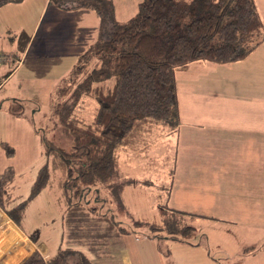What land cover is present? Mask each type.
<instances>
[{"label":"trees","instance_id":"obj_1","mask_svg":"<svg viewBox=\"0 0 264 264\" xmlns=\"http://www.w3.org/2000/svg\"><path fill=\"white\" fill-rule=\"evenodd\" d=\"M22 1L0 0V6ZM80 6L96 10L104 32L81 55L68 87L60 90L61 99L66 101L71 96L72 104L64 101L55 108L65 130L73 137V149L65 152L43 137L46 155L53 157L52 166L47 163L39 169L31 196L49 187L52 174L59 169L67 217L77 221L75 224H82L81 228L105 221L119 237L140 234L142 238L158 240L168 234L167 239L187 244L185 239L172 235L197 232L193 224L183 225L182 218L205 216L178 211L166 202L159 205L163 215L178 217L179 225L167 217L162 224L140 220L137 226L146 229L139 233L116 221L115 209L108 208L112 211L108 215L98 206L113 201L123 210L125 188L136 184L123 171L124 153L141 146L150 151L152 143L148 136L158 129V142L177 131L178 70L198 61L238 62L264 42V21L257 3L255 0H141L136 15L125 23L116 21L111 0H86ZM82 95L97 102L93 120L88 124L74 112ZM22 110V103L15 100L11 112L20 115ZM1 146L8 155L14 154L8 143ZM149 159L155 160L147 153V164ZM169 159L167 156L168 164L164 166L174 162ZM170 168L173 178L175 169ZM16 174L13 166L0 174V207L21 227L3 199L11 194ZM6 214L0 209V224L7 223L11 246L0 264H21L30 254L32 243ZM29 236L42 245L36 233ZM39 252L35 250L22 264H68L72 259H76L75 264H95L83 252L72 248L49 254L47 259Z\"/></svg>","mask_w":264,"mask_h":264},{"label":"rangeland","instance_id":"obj_2","mask_svg":"<svg viewBox=\"0 0 264 264\" xmlns=\"http://www.w3.org/2000/svg\"><path fill=\"white\" fill-rule=\"evenodd\" d=\"M84 1L23 0L0 6V57H5L4 60L0 59V174L8 166H14L17 172L11 194L4 195L3 199L25 231L36 233L43 245L24 234L32 243V248L21 264L36 248L47 259L49 254L69 248L85 255L112 254L117 245L122 244L128 246L137 263L150 257V250L146 246L143 247L141 242L135 244L134 237H119L116 230L107 227L105 221L81 228L82 224H75L77 221L67 217L59 185V169L52 174L49 187L31 196L39 169L47 163L52 166L53 157H47L43 137L65 152L71 151L74 146L73 137L65 130L55 108L65 101V98L60 97V90L68 87L81 55L95 45L104 32L96 10L80 6ZM111 1L115 6V19L122 23L136 15L141 0ZM23 63L24 66L19 70ZM108 85H111V81ZM15 100L23 105L20 115L11 112ZM66 101L72 104L71 96ZM96 107L97 102L93 98L82 95L74 112L88 124L93 120ZM155 132L148 136L149 143H152L150 151L147 152V148L141 146L122 155L123 171L136 183L125 188L123 210H119V205L113 201L98 206L102 207V213L108 215L112 213L108 208L115 209L116 221L139 233L146 229L137 226L136 222L140 220L162 224L167 217L176 220L177 224L180 221L176 216L163 215L159 206L168 202L170 208L178 209L176 200L171 203L168 195L176 182L177 131L163 136L159 142L156 136L160 131L158 129ZM3 142H8L14 151L13 155H8L1 146ZM147 153L148 157L155 159L153 162L148 160L153 165L146 163ZM167 156H170L169 161L174 162L164 166L168 164ZM170 166L175 169L173 178ZM192 218H182V224H193L197 232L188 236L184 232H174L172 235L185 239L187 244L201 245L202 253L208 255L212 264H264V241L250 246L245 243L243 233L236 228ZM133 235L143 239L138 241H147L140 234ZM167 236L154 240L157 244V259H160V264H181L185 256L189 257V252L183 248L188 246L167 239ZM245 244L249 247L244 248L242 245ZM10 246L8 225L3 222L0 224V259ZM75 261L72 259L68 264H75Z\"/></svg>","mask_w":264,"mask_h":264},{"label":"crops","instance_id":"obj_3","mask_svg":"<svg viewBox=\"0 0 264 264\" xmlns=\"http://www.w3.org/2000/svg\"><path fill=\"white\" fill-rule=\"evenodd\" d=\"M255 1L264 21V0ZM176 78L180 124L169 200H176L178 211L205 216L195 221L236 228L250 246L264 241V42L244 60L193 62ZM132 237L150 250L141 263L122 244L112 254L86 256L95 264H160L154 240L126 236ZM182 244L189 257L181 264H212L201 245Z\"/></svg>","mask_w":264,"mask_h":264},{"label":"built area","instance_id":"obj_4","mask_svg":"<svg viewBox=\"0 0 264 264\" xmlns=\"http://www.w3.org/2000/svg\"><path fill=\"white\" fill-rule=\"evenodd\" d=\"M0 59H1V60H4V59H5V57H4V56H1V57H0Z\"/></svg>","mask_w":264,"mask_h":264}]
</instances>
